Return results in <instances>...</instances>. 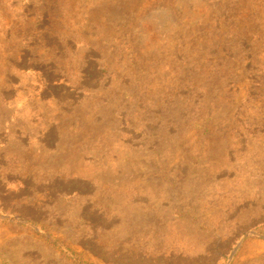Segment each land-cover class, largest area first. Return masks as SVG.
Masks as SVG:
<instances>
[{"label": "rangeland", "instance_id": "obj_1", "mask_svg": "<svg viewBox=\"0 0 264 264\" xmlns=\"http://www.w3.org/2000/svg\"><path fill=\"white\" fill-rule=\"evenodd\" d=\"M0 264H264V0H0Z\"/></svg>", "mask_w": 264, "mask_h": 264}]
</instances>
